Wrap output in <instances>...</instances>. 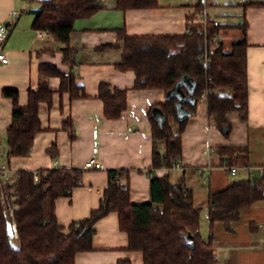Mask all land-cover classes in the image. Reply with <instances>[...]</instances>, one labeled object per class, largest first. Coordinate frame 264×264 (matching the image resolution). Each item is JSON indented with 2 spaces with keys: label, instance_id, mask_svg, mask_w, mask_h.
Masks as SVG:
<instances>
[{
  "label": "crops",
  "instance_id": "0c3cea01",
  "mask_svg": "<svg viewBox=\"0 0 264 264\" xmlns=\"http://www.w3.org/2000/svg\"><path fill=\"white\" fill-rule=\"evenodd\" d=\"M248 1L264 0H215L208 10L221 25L236 26L242 14L248 22V85L249 114L242 119L238 111L227 114L231 127L223 133L211 120L207 110L206 96L198 100L197 111L190 115L182 131V155L179 167L152 169L153 139L148 108L163 102L167 93L159 88L134 87L136 74L132 69L117 66L121 50L115 46L99 48L119 42L116 28L125 25L128 35H176L187 32V24L196 10L193 0H159L156 8L114 7L113 0L103 3L105 7L88 17L78 18L69 42L70 57L66 59L65 43L50 33L39 38L33 27L35 13L23 0H0V22L13 21V27L4 41L9 61L0 62V168H9V176L18 169L37 170L43 167L73 165L83 169V184L72 189L70 196L56 199L55 211L58 223L69 231V224L86 218L99 206L108 185V170H129L130 198L133 202L150 201L152 175H168L173 185H181L191 191L195 205L202 208L201 221L208 214L210 192L222 190L236 179L252 176L243 165L231 174L226 168V154L220 146L246 148L247 163L264 166V3L249 5ZM19 11L13 14V11ZM227 16V24L223 22ZM236 18L235 20L232 19ZM239 17V20L237 19ZM217 33L222 47L229 51L232 43L225 46L230 34ZM241 35L238 37L240 38ZM237 38V39H238ZM236 39V40H237ZM58 66L62 72L72 70L73 80L79 86V95L72 97L69 84L60 89L63 77L48 76L54 90L50 107L40 105L43 130L34 138L27 156H12L7 162L5 154L6 130L12 121L13 100L2 94L4 88L19 90V102H27L29 88L39 84L42 73L40 63ZM66 80L69 76L65 77ZM126 89L128 104L122 115L115 119L104 116L103 101L98 97L100 82ZM71 117L76 136L71 139L63 121ZM174 128L176 125L172 122ZM99 137H94V129ZM56 143L58 153L53 156L50 147ZM99 147L98 157L104 169H85L84 163ZM238 154H242L239 152ZM2 174V173H1ZM205 174V176H204ZM207 210V212H206ZM201 222L203 236H209V221ZM213 242L217 261L215 264H264V198L241 209L240 218L231 221L229 228L223 220L213 224ZM128 234L120 229L117 211H110L95 223L93 249L79 251L75 264H117L119 259H130L132 264H143V253L128 249Z\"/></svg>",
  "mask_w": 264,
  "mask_h": 264
},
{
  "label": "trees",
  "instance_id": "16d2710c",
  "mask_svg": "<svg viewBox=\"0 0 264 264\" xmlns=\"http://www.w3.org/2000/svg\"><path fill=\"white\" fill-rule=\"evenodd\" d=\"M38 1L40 6L33 10L32 25L35 29L48 30L56 40L65 43L66 59L70 57L69 42L75 21L106 6L103 0ZM113 1L114 7L120 10L160 6L159 0ZM263 3L248 1L242 6L245 10L249 5ZM221 26V22L206 26L188 23L184 34L128 35L123 24L116 28L119 42L99 47L115 46L121 50L117 66L134 70L135 88H159L170 93L147 111L153 139L152 169L171 167L173 159L180 158L182 131L190 115L197 111V102L202 96H206L209 118L223 133H228L231 127L229 112L238 111L242 119L248 117L250 44L245 13L236 24L242 35L229 51L221 43H211ZM39 70L42 78L37 87L29 88L25 104H20L17 88L2 90L4 96L13 100L12 121L6 130L7 162L12 156H27L36 134L43 130L40 105L45 102L50 107L54 97L48 76L61 75L60 89L68 83L71 96L79 95L73 76L69 75L66 80L67 75L57 65L42 62ZM180 92L186 98H194L193 101L185 99L181 110L177 106ZM98 97L103 101L106 118H118L127 108V90L110 82H100ZM62 128L68 130L71 139L76 136L71 117L63 121ZM218 150L227 155L228 166L247 163L245 147L220 146ZM50 152L57 155L56 143ZM128 173L127 169L108 170V185L99 206L88 217L71 222L66 232L58 223L56 199L70 196L74 187L83 184V169L73 165L18 169L4 178L0 168V264H75L77 252L94 248L95 223L110 211L118 212L120 229L128 234V249L141 251L143 264H215L214 221L223 220L229 228L231 221L240 218L242 208L264 198V175L259 174L233 180L226 188L210 192V233L205 237L201 232L202 208L195 205L190 190L173 185L168 175H152L150 201L133 202ZM117 264H132V261L119 259Z\"/></svg>",
  "mask_w": 264,
  "mask_h": 264
},
{
  "label": "built area",
  "instance_id": "2783aa9c",
  "mask_svg": "<svg viewBox=\"0 0 264 264\" xmlns=\"http://www.w3.org/2000/svg\"><path fill=\"white\" fill-rule=\"evenodd\" d=\"M24 2L28 3L35 0H23ZM195 4H200L202 7L200 9H196L193 16L189 19L190 24H202L203 26H206L209 23L214 24H220V21L208 10V6L212 4L215 0H193ZM242 1V0H240ZM19 11L14 10L13 14H17ZM13 21H2L0 22V62L1 63H7L9 61V57L7 55L6 49L4 47V41L6 37L8 36L10 30L13 27ZM36 34L39 38H44L45 36L49 35L48 30L46 29H36ZM219 42V38L217 34H214L211 38L212 45H216ZM64 74L69 76L74 74L72 70H66L64 71ZM99 129H94V137H99ZM99 147L96 145L93 147V154L92 156L87 159L84 163L85 169H104V165L102 161L98 157ZM173 167H179L180 166V158H174L173 159ZM248 170L250 175H264V166H253L249 164L244 165ZM226 168H229L231 174H235L238 170V166L232 165V166H225ZM1 173L4 178L9 177L10 170L5 165L1 168ZM205 176V174H204ZM35 177H38V173H35Z\"/></svg>",
  "mask_w": 264,
  "mask_h": 264
},
{
  "label": "rangeland",
  "instance_id": "374dc122",
  "mask_svg": "<svg viewBox=\"0 0 264 264\" xmlns=\"http://www.w3.org/2000/svg\"><path fill=\"white\" fill-rule=\"evenodd\" d=\"M103 1L106 2L107 0H103ZM28 3L30 4L29 5V7H30L29 9H31V8H38L40 6V2L38 0L31 1V2H28ZM222 19H223L224 24H227V21H229L228 18H227V16H223ZM232 19L235 20L236 18H233L232 17ZM237 19L239 20V17H237ZM232 27H231V25H223L222 26V31L223 32H226L225 29H228L227 32L230 34V37H231L229 40L228 39L225 40V46L228 45V44H230V43H232V42H234L241 35L240 34V30L234 29ZM206 212H207V210H206ZM204 217H205L204 223L202 221L201 222L204 225H206L207 224V220H208V214L206 213V215H203V218Z\"/></svg>",
  "mask_w": 264,
  "mask_h": 264
},
{
  "label": "water",
  "instance_id": "95a60500",
  "mask_svg": "<svg viewBox=\"0 0 264 264\" xmlns=\"http://www.w3.org/2000/svg\"><path fill=\"white\" fill-rule=\"evenodd\" d=\"M186 80L189 82V84H191V81H189L188 79H186ZM191 86L193 87V84H191ZM169 94H170V93H167V96H169ZM185 99L192 100V101L194 100V98H193L192 96L186 98L185 95H184L183 93L180 92V99H179V101H178V103H177V106H178V109H179V110H181L182 102H183ZM190 238H191L190 235H188V236L186 237L187 240H189Z\"/></svg>",
  "mask_w": 264,
  "mask_h": 264
}]
</instances>
